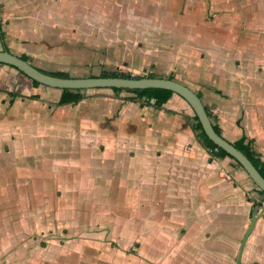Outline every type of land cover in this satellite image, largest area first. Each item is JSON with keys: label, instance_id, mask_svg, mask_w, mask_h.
Wrapping results in <instances>:
<instances>
[{"label": "crops", "instance_id": "1", "mask_svg": "<svg viewBox=\"0 0 264 264\" xmlns=\"http://www.w3.org/2000/svg\"><path fill=\"white\" fill-rule=\"evenodd\" d=\"M106 2L6 0L10 27L3 26L6 37L0 42V49L5 46L19 56L30 52L58 55L60 33L66 29L63 26L71 25L77 18L88 20L86 16L92 10L102 16ZM160 4L166 22L177 15L178 7L180 10L178 23L170 29L179 37V43L166 62L183 79L169 75L200 94L222 135H231V139L224 136L226 139L234 142L244 134L253 140V149L264 154V0H164ZM64 17L69 23H60ZM153 29L169 30L166 26ZM60 95L61 89L35 85L14 67L0 63V189L17 182L22 169L36 168L38 160L51 161L48 169L54 175L60 165L66 164L49 157L51 153H38V139H44L48 131L58 134L61 121L70 119L71 129L75 128L76 116L64 115V110L79 106L84 99L58 105ZM113 102L120 107L117 117L109 125L110 116L99 121L100 127L112 130V146L103 141L95 145V139L81 136L79 151L73 154L81 157L80 151H85L99 162V167L110 159L116 166L132 169L131 183L113 179L106 190L139 193L143 184L162 195L152 200L147 211L148 231L118 236L120 232L113 227L118 213L115 208L126 207L127 201H116L110 206L94 203L91 214L97 216L98 224L86 229L109 227L113 236L118 231L115 238L136 241L138 246L132 256L137 264H236L253 210L258 206V212L262 207L257 204L253 208V201L246 196L249 190L251 197L261 202L244 170L236 168L230 157H210L192 127L194 123L185 120L193 111L179 95L173 93L160 108L124 98ZM89 107V114L95 113L96 106ZM70 136V141L75 140V136ZM62 137L65 138L60 135L57 139ZM68 165L73 166L70 162ZM64 172L72 174L70 169ZM96 172L90 170V175L104 176L101 171ZM85 175L80 180L67 175L63 185L75 193L98 192L91 185L93 180ZM73 197L79 200L78 195ZM10 262L11 258L5 260L4 256L1 264ZM240 264H264V211L245 241Z\"/></svg>", "mask_w": 264, "mask_h": 264}, {"label": "rangeland", "instance_id": "2", "mask_svg": "<svg viewBox=\"0 0 264 264\" xmlns=\"http://www.w3.org/2000/svg\"><path fill=\"white\" fill-rule=\"evenodd\" d=\"M106 1V12L102 16L92 10L86 16L88 20L81 21L77 18L73 19L71 25L63 26L66 29L64 33H60L58 55L30 52L29 62L38 68L65 76H98L102 72L117 71L142 77L151 72L161 77L172 73L174 77L183 79L180 76L182 74L176 69L171 70L169 62H166L171 57L170 53L176 50L174 45L179 43V37L170 32L178 23L179 7L175 10L177 15L172 20L169 17L166 22L160 4L164 0ZM5 3L6 0H0L2 29L4 25L5 28L10 25L6 21L10 7H6ZM68 20L66 17L59 19L60 23H69ZM163 26L169 29L168 32L163 31ZM153 28L162 30L155 31ZM5 37L3 34V39ZM8 43L11 44L10 41ZM12 50L15 51L13 46ZM82 91L84 101L79 106L73 105L64 110V115L76 116L75 128L71 129L73 123L70 119L61 121L58 124V134L48 131L44 133V139H38V153H51L49 157L59 158L60 162L66 164L60 165L58 173L54 175L48 169L52 165L51 161L38 160L36 168L22 169L17 182L0 189V264L4 256L5 260L11 258L10 264H137L132 256L136 252L137 242L130 238L117 239L115 236L118 231V236L128 235L127 232L136 234L138 231H148L147 211L152 206V200L161 197L162 192L149 191L143 184H140L143 188L139 193L106 190L111 187L107 185H111L113 179L117 182L127 179L131 183L129 178L132 169L116 166L110 159L104 167H99V162L94 157H89L87 152L80 151L81 157L73 154L79 151L78 138L81 136L95 139V145L97 141H103L107 146H112V130L100 127L99 121L110 116L111 119L107 120L109 125L120 109L113 100L131 96L125 92L114 93L106 88ZM138 103L143 105L140 101ZM91 104L96 106L93 114H89ZM102 110L105 112L101 113ZM190 113L189 118L185 117L188 124L194 123L193 113ZM79 120L82 121L81 125ZM41 132L45 130L42 129ZM223 134L229 139L232 138L228 133ZM60 135L65 138L57 139ZM69 135L75 136V140L70 141L67 137ZM89 149L88 146L87 150ZM68 162L73 166H69ZM89 164L91 167H86ZM232 164L239 168L234 161ZM68 169L72 174L64 172ZM147 169L145 167L143 171L146 172ZM90 170H97L96 173L101 171L104 176L94 177L90 175ZM84 173L93 180L91 185L96 186L98 192L75 193L70 190L71 187L63 185L68 179L67 175L80 180ZM143 175L147 177L146 174ZM244 175L246 177L247 174ZM246 192L248 200L256 202L251 197V192ZM75 195H78L79 200L73 197ZM116 201H127L128 204L121 209L115 208L118 212L115 222L118 224L113 223V227L118 231L114 236L111 235L109 227L101 230L99 227L86 229L98 224L97 216L91 214L94 203L110 206V203L114 204ZM258 205L261 207L263 203Z\"/></svg>", "mask_w": 264, "mask_h": 264}, {"label": "water", "instance_id": "3", "mask_svg": "<svg viewBox=\"0 0 264 264\" xmlns=\"http://www.w3.org/2000/svg\"><path fill=\"white\" fill-rule=\"evenodd\" d=\"M0 63L14 67L22 74L26 75L31 80L58 89H96V88H121V89H167L179 95L184 99L194 114L196 115L202 130L205 135L220 149L224 150L234 161L240 164L242 169L251 179V181L262 191H264V177L258 172L256 167L248 159V157L231 141L226 139L222 134H218L214 128L211 119L209 118L205 106L197 93L187 85L176 79L166 77H140V78H125V77H62L53 76L42 72L38 67L31 62L23 60L19 55L12 53L6 49H0ZM258 206L255 207L251 215L249 226L243 235L238 250L236 264H240V258L244 248L245 241L254 225L264 211V203L257 212Z\"/></svg>", "mask_w": 264, "mask_h": 264}, {"label": "trees", "instance_id": "4", "mask_svg": "<svg viewBox=\"0 0 264 264\" xmlns=\"http://www.w3.org/2000/svg\"><path fill=\"white\" fill-rule=\"evenodd\" d=\"M0 39L3 42V32L1 28V21H0ZM4 49L8 50L5 46ZM20 58L26 61H30L29 56L26 54L20 55ZM42 72L53 75V76H64L63 74L56 73L55 71H47L44 69L39 68ZM98 76L100 77H125V78H140L142 76H133L129 73H120L117 71L108 73L102 72ZM143 77H161L157 76L153 73L146 74ZM166 78L175 79L172 75L167 76ZM35 85H40L38 82L32 80ZM112 90L114 93L126 92L132 94L130 97H124L125 100L133 101V102H142L143 105H150L154 108H160L164 103H166L169 98L172 96L173 92L167 89H121V88H106ZM81 89H61V95L58 100V105L73 103L76 104L80 100L83 99L82 94L80 93ZM198 97H201L199 93H197ZM207 114L212 121L213 128L218 134H222V131L218 124L213 120V115L209 112L207 107L205 106ZM193 129L197 132L198 138L200 139L203 147L210 153V155L216 158H224L230 157L224 150L218 148L204 133L201 128V125L193 112ZM233 145L241 150L248 159L252 162V164L256 167L258 172L264 177V154H260L253 149V140L248 139L244 134L238 138L236 141L232 142ZM231 158V157H230ZM232 159V158H231ZM240 168L239 163L234 161ZM251 180V179H250ZM253 183V182H252ZM254 184V183H253ZM255 185V184H254ZM258 194L261 196V202H253V207L256 206L258 203L262 204L264 201V191L259 189L255 185Z\"/></svg>", "mask_w": 264, "mask_h": 264}, {"label": "built area", "instance_id": "5", "mask_svg": "<svg viewBox=\"0 0 264 264\" xmlns=\"http://www.w3.org/2000/svg\"><path fill=\"white\" fill-rule=\"evenodd\" d=\"M152 73V72H151Z\"/></svg>", "mask_w": 264, "mask_h": 264}]
</instances>
